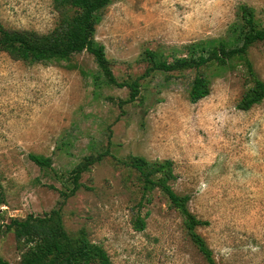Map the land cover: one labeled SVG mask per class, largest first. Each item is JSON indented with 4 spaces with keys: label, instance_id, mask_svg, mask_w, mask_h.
Listing matches in <instances>:
<instances>
[{
    "label": "rangeland",
    "instance_id": "374dc122",
    "mask_svg": "<svg viewBox=\"0 0 264 264\" xmlns=\"http://www.w3.org/2000/svg\"><path fill=\"white\" fill-rule=\"evenodd\" d=\"M256 8L264 24V0H113L103 11L96 39L105 45L120 81L145 73L147 49L181 55L185 45L226 37L238 7ZM59 13L53 0H0L8 28L52 30ZM249 56L264 79V45ZM246 69L237 64L212 77L211 93L192 102L195 73L154 72L141 95L105 83L88 51L69 61L27 63L0 52V174L7 202L1 221L44 215L62 207L67 230L106 249L112 264H208L184 229L183 217L155 189L142 199L138 173L121 159L171 158L174 189L190 194V209L210 221L198 228L225 264H264V101L238 108ZM108 152L69 191L71 171L91 154ZM30 153L50 156L42 169ZM145 217L142 231L135 218ZM0 255L20 264L14 233L0 234Z\"/></svg>",
    "mask_w": 264,
    "mask_h": 264
},
{
    "label": "trees",
    "instance_id": "16d2710c",
    "mask_svg": "<svg viewBox=\"0 0 264 264\" xmlns=\"http://www.w3.org/2000/svg\"><path fill=\"white\" fill-rule=\"evenodd\" d=\"M113 0H53L59 13L55 27L48 32L35 29H14L6 27L0 20V52L8 54L14 60L27 63H45L51 61H69L74 54L88 51L99 68L96 80L102 77L105 83L118 87H128L130 96L122 103L136 100L142 91V79L154 72L166 75L168 79L175 72L191 71L195 75L190 82L189 98L192 102L208 96L212 90V77L221 76L231 67L241 64L246 69V84L238 108L250 110L264 101V79L255 70L249 56L250 48L258 43L264 45V24L257 15L255 7L241 4L237 19L230 25L226 37H210L193 41L184 46L181 55L165 54L163 51L147 49L144 60L150 63L148 70L140 76L120 81L115 75L107 57L106 47L96 39L97 26L101 22L103 11ZM100 152L85 156L71 171L70 196L80 188L81 177L91 166L106 156ZM30 159L42 169L53 166V159L38 153H30ZM121 162L138 173L142 190L141 202L156 188L169 200L183 217L186 234L203 254L208 264L218 262L213 249L198 228L210 224L202 219L189 206L190 194L177 192L172 181L178 175L175 162L171 158L149 160L140 155H129ZM7 202L0 174V234L14 233L21 250L20 264H112V260L103 245L92 241L85 229L76 236L67 230L62 207L53 208L44 215L29 214L24 218L13 217L10 221H1L2 206ZM145 217L140 214L134 220V226L142 231L146 228ZM0 264H11L0 255Z\"/></svg>",
    "mask_w": 264,
    "mask_h": 264
}]
</instances>
